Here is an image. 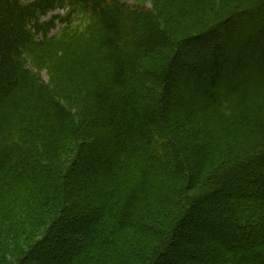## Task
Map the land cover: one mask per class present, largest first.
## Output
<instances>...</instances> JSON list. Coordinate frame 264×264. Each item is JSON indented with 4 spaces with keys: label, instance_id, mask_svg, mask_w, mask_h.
Listing matches in <instances>:
<instances>
[{
    "label": "trees",
    "instance_id": "obj_1",
    "mask_svg": "<svg viewBox=\"0 0 264 264\" xmlns=\"http://www.w3.org/2000/svg\"><path fill=\"white\" fill-rule=\"evenodd\" d=\"M0 264H264V0H0Z\"/></svg>",
    "mask_w": 264,
    "mask_h": 264
},
{
    "label": "rangeland",
    "instance_id": "obj_2",
    "mask_svg": "<svg viewBox=\"0 0 264 264\" xmlns=\"http://www.w3.org/2000/svg\"><path fill=\"white\" fill-rule=\"evenodd\" d=\"M135 1L136 0H122V2H125L126 4H133L135 3ZM141 1L144 2L145 7H151L155 5V0ZM53 16H56L55 26L48 34V41L50 43V45L48 44V47H51L52 44L58 42H60V44H63V47H55L59 52L57 53V55L55 54V56L51 57V59L47 63L43 61H33V57H28L26 63L34 72L37 73L40 82H42L44 85L50 86L52 84V80H55L54 84L57 85L55 89V91H57L56 93L63 92L67 94L69 98L66 101L64 99L63 100L67 104L69 110H71L72 112H77L79 107L80 110L86 108L85 103L76 105L77 103H74L72 100H75L74 98L76 96L74 94H77L78 98H82L83 93L80 94V90L75 87H71V91L66 88L67 84L72 85L76 82L71 81L67 76H62L63 72H60V66L64 64V61H66V54H72L74 53V51L76 53L90 52L93 49L95 42L93 43L94 34L93 36H91L89 32L91 30L96 31L97 29L96 26L92 25V18L89 17L86 13L84 14V10H72V7L70 6H66L65 8H57L49 12L48 15L44 17V19H48ZM64 52H66L65 57L62 55ZM52 64L55 65V72L58 73L57 77H60V81L58 79H54V75H52L50 69V66ZM72 96L73 98L72 100H70V97ZM77 114L78 113H76V116ZM198 132L201 133V131Z\"/></svg>",
    "mask_w": 264,
    "mask_h": 264
}]
</instances>
